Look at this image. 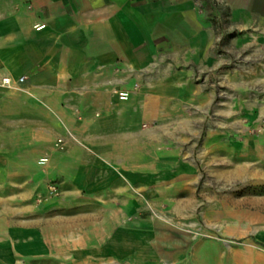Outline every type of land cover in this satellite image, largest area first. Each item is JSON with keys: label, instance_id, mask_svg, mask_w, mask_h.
<instances>
[{"label": "crops", "instance_id": "crops-1", "mask_svg": "<svg viewBox=\"0 0 264 264\" xmlns=\"http://www.w3.org/2000/svg\"><path fill=\"white\" fill-rule=\"evenodd\" d=\"M248 80L264 0H0V264H264L144 217L190 173L184 112L246 110Z\"/></svg>", "mask_w": 264, "mask_h": 264}, {"label": "rangeland", "instance_id": "rangeland-1", "mask_svg": "<svg viewBox=\"0 0 264 264\" xmlns=\"http://www.w3.org/2000/svg\"><path fill=\"white\" fill-rule=\"evenodd\" d=\"M246 90L248 109H233L227 118L213 110L184 112L183 145L164 147H179L190 173L182 185L170 174L160 186V206L144 209L145 218L159 216L170 233L214 253H264V80H248ZM220 259L227 263L230 256Z\"/></svg>", "mask_w": 264, "mask_h": 264}, {"label": "built area", "instance_id": "built-area-1", "mask_svg": "<svg viewBox=\"0 0 264 264\" xmlns=\"http://www.w3.org/2000/svg\"><path fill=\"white\" fill-rule=\"evenodd\" d=\"M37 29H40L41 27H36ZM23 78H20L17 82H22ZM1 85L3 87H10L12 85V81L10 78H4L1 81ZM115 95H117V97L121 100H126L128 98V93L127 92H113ZM58 143L60 144L61 141H58ZM59 195L58 189L57 187L50 183L47 185V194L45 196L41 195V196H37V202L41 203L42 201H45L47 198H52V197H57Z\"/></svg>", "mask_w": 264, "mask_h": 264}]
</instances>
